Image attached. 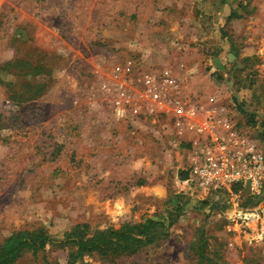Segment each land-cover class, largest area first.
Returning <instances> with one entry per match:
<instances>
[{
  "label": "rangeland",
  "instance_id": "rangeland-1",
  "mask_svg": "<svg viewBox=\"0 0 264 264\" xmlns=\"http://www.w3.org/2000/svg\"><path fill=\"white\" fill-rule=\"evenodd\" d=\"M116 66L131 90L167 74L226 118L215 131L263 158L260 188L183 186L197 137L144 105L115 116ZM263 189L264 0H0V244L78 224L90 237L150 222L151 239L15 264H264Z\"/></svg>",
  "mask_w": 264,
  "mask_h": 264
},
{
  "label": "built area",
  "instance_id": "built-area-1",
  "mask_svg": "<svg viewBox=\"0 0 264 264\" xmlns=\"http://www.w3.org/2000/svg\"><path fill=\"white\" fill-rule=\"evenodd\" d=\"M113 76L104 89L111 96L115 116L122 118L133 105H144L170 115L180 133L190 132L197 137L191 141L193 154L187 174L180 180L183 186L197 190L229 189L232 183L248 182L253 190L260 188L262 156L252 147L241 148L227 133L216 132L217 127L230 129L226 118L219 117L215 109L192 101L190 95L179 90L175 78L167 74L144 75L138 88L131 90L121 67L114 68ZM200 135H204L203 140ZM198 143L202 144L200 148Z\"/></svg>",
  "mask_w": 264,
  "mask_h": 264
},
{
  "label": "trees",
  "instance_id": "trees-1",
  "mask_svg": "<svg viewBox=\"0 0 264 264\" xmlns=\"http://www.w3.org/2000/svg\"><path fill=\"white\" fill-rule=\"evenodd\" d=\"M149 224L150 222L147 224L138 223L133 226L124 224L119 229L109 227L90 237L86 236L85 233L88 226L78 224L63 238L59 239H54L42 232H17L0 244V264H15L16 258L23 250L35 252L55 244L75 248V253L69 254L70 263H73L84 253L93 251L106 253L109 250L113 252L121 250L131 253L141 245L150 242ZM207 264L214 263L207 259Z\"/></svg>",
  "mask_w": 264,
  "mask_h": 264
}]
</instances>
